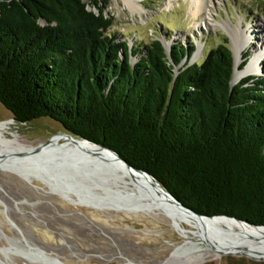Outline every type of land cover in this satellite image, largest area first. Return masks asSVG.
Returning a JSON list of instances; mask_svg holds the SVG:
<instances>
[{"label":"trees","instance_id":"16d2710c","mask_svg":"<svg viewBox=\"0 0 264 264\" xmlns=\"http://www.w3.org/2000/svg\"><path fill=\"white\" fill-rule=\"evenodd\" d=\"M108 2L0 0V104L111 148L197 213L264 226V73L234 84L226 41L193 64L194 45L131 47Z\"/></svg>","mask_w":264,"mask_h":264},{"label":"rangeland","instance_id":"374dc122","mask_svg":"<svg viewBox=\"0 0 264 264\" xmlns=\"http://www.w3.org/2000/svg\"><path fill=\"white\" fill-rule=\"evenodd\" d=\"M108 1L105 14L115 20L111 32L127 39L131 47L154 38H160L169 50L178 43L194 45L193 64L202 62L211 48L224 41L234 54L229 30H236L253 37L251 45L242 49L240 65L244 56H249V63L261 54L252 75L264 73V0H204L199 15L192 0H142L139 11L124 0ZM63 133L59 124L48 119L17 124L0 104V140H18L0 143L2 154L27 150L22 147L37 146ZM0 165V247L9 249L5 258L11 264H161L177 251V259L183 260L206 254L197 238L186 232L194 227L183 221L142 211L116 213L72 205L42 183L4 170L10 164L0 161ZM207 254L199 264H223L226 258Z\"/></svg>","mask_w":264,"mask_h":264},{"label":"water","instance_id":"95a60500","mask_svg":"<svg viewBox=\"0 0 264 264\" xmlns=\"http://www.w3.org/2000/svg\"><path fill=\"white\" fill-rule=\"evenodd\" d=\"M167 51L170 53L169 49ZM56 136L65 137L68 142L54 144L53 139ZM10 161L12 164L14 163V171L20 177L27 181L34 179L64 200L71 196L78 205L97 211L126 212L128 214L141 212L140 199L135 196L139 190L141 195L145 196L142 192L143 188L142 190L138 188L139 183L137 182L141 180L142 183L157 189L170 204H175L179 210L189 212L199 219H227L254 229H264V226H256L229 216L210 217L197 213L181 203L156 178L130 165L116 151L71 134H55L44 143L31 146L27 150L13 152L6 158L4 157L3 162ZM127 178L128 182L125 181ZM135 189L136 192H133ZM100 205L105 209L100 208ZM125 205L133 208L123 210ZM203 230L205 229L203 228ZM186 232L197 238V242L204 247L205 253L209 251L212 255L216 254L219 259L232 256L264 262L263 237L260 239L243 236L232 233L233 231L214 230L208 232L207 230L202 231L201 227H194V231L186 230ZM196 232L201 236L197 237ZM225 244L229 245L227 246L230 248L229 250H224ZM174 255L178 256V251Z\"/></svg>","mask_w":264,"mask_h":264},{"label":"bare ground","instance_id":"6f19581e","mask_svg":"<svg viewBox=\"0 0 264 264\" xmlns=\"http://www.w3.org/2000/svg\"><path fill=\"white\" fill-rule=\"evenodd\" d=\"M132 9L139 11V7L140 5L138 4L139 2H141L142 0H124ZM203 5H204V0H192V7L196 8L195 9V14L199 15L203 12ZM229 30V29H228ZM229 33L231 34V37L233 39V42L235 43V49H234V57H235V74H234V78L233 81L237 82L238 80H240L241 78H243L244 76H248V75H252V74H256L257 72V66L260 62V58H261V54L258 55L257 57L254 56L252 57L253 59L246 65L245 68L240 69V58H241V53H242V49L245 50L249 45H251V42L253 41V37L251 36H246V34H244L243 32H237L236 30H229ZM12 141H17L18 140H0V143L2 144H7L10 143ZM62 142H68V139H66L65 137H60V138H54L53 139V143H62ZM20 145V144H19ZM31 146L29 145H25L22 148H26L29 149ZM2 151V150H1ZM6 152V151H3ZM13 152H17V151H9L8 154H2L0 153V161L1 163L4 160V157L6 158L8 155H11ZM4 164H10V162H3ZM1 166V165H0ZM14 164L11 165L9 168H4V170L7 171H11L15 174H17L19 176L18 173H16L14 171ZM7 167V166H6ZM23 178V177H21ZM25 179V178H23ZM139 183V189L142 190V192L145 194L141 195V192H136V189L133 192H136L135 196L136 198L140 199L139 205H141V211L145 212L148 215H155V216H165L169 219H171L174 222H185L187 224H189L190 226L193 227H201L202 231L207 230L208 232H213L214 230H220V231H224V232H232V233H236V234H240V235H245V236H253L255 238H264V229H254L251 227H248L246 225L240 224L238 222L232 221V220H227V219H218V220H202L199 219L198 217L190 214L189 212L183 211V210H179L175 204H170V202H168L166 199H164L161 194L158 192L157 189L151 187L148 184L142 183L141 180H138ZM145 185H148L147 187ZM131 188L134 189V187L130 186ZM151 187V188H150ZM68 202L72 205H76V206H81L78 205L76 202V200H74V198H72L71 196L67 197ZM102 205H100V208ZM123 210L127 209V208H133L132 206L129 205H125L123 206ZM105 209V208H102ZM119 209V208H117ZM203 228L205 230H203ZM212 234V233H210ZM200 233H197V237H200ZM229 246L228 244H225V249L224 250H229L230 248L227 247ZM256 246V245H255ZM7 248L4 247H0V264H11L8 260H6L5 255L7 253ZM13 250V249H12ZM210 255H212L211 252H207ZM203 255V257L200 258H194L191 260L188 259H177L178 257L175 255L172 256L169 260H167L164 263L161 264H199L201 261H203L206 256H208V254ZM22 255H24V257H26V259H29L31 261H33L34 259L30 257L29 253H23ZM55 262V261H54ZM56 264H63L61 262L56 261ZM160 263V262H159ZM158 263V264H159ZM33 264V263H32Z\"/></svg>","mask_w":264,"mask_h":264}]
</instances>
